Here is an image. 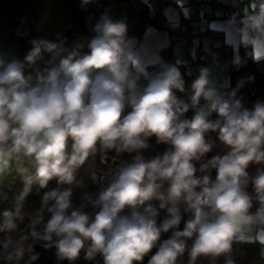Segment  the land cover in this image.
I'll list each match as a JSON object with an SVG mask.
<instances>
[{
  "label": "clouds",
  "instance_id": "clouds-1",
  "mask_svg": "<svg viewBox=\"0 0 264 264\" xmlns=\"http://www.w3.org/2000/svg\"><path fill=\"white\" fill-rule=\"evenodd\" d=\"M228 23L251 50L246 55L264 61V0H248ZM92 33L71 46L59 36L33 39L23 61L0 56V180L15 172L23 185L0 213V264H34L37 242L68 264L82 253L89 262L99 256L103 264H141L153 249L148 264H184L185 254L187 264H236L233 245L264 236V101L248 108L237 95L254 77L224 92L202 67L182 99L179 68L161 64L146 73L124 22L104 13ZM46 57L50 67L25 74V65ZM152 137L167 147L146 158ZM217 142L223 154L207 158ZM110 153L132 159L107 176L87 169L99 190L74 206L73 189L85 186L80 170L90 158L107 162ZM53 180L57 186L42 192ZM34 190L40 207L26 214ZM182 213L189 218L181 230ZM25 219L27 230L13 236Z\"/></svg>",
  "mask_w": 264,
  "mask_h": 264
},
{
  "label": "crops",
  "instance_id": "crops-1",
  "mask_svg": "<svg viewBox=\"0 0 264 264\" xmlns=\"http://www.w3.org/2000/svg\"><path fill=\"white\" fill-rule=\"evenodd\" d=\"M107 1L109 6L105 11V7L96 8V5L99 6L97 0L87 5H83L82 0H71L77 7L96 8L100 17L107 13L113 21L121 22L125 15L118 1ZM247 2L173 0L160 5L148 0L147 17L154 18L156 22L145 23L140 35L129 36L132 50L146 73L159 70L161 64H174L181 71L187 87L198 76L199 69L206 67L216 85H227L230 63L238 57L239 47L228 22L233 14H243ZM156 5H160L159 10L155 9ZM23 17L30 19L32 25L41 32V38L54 42L58 36L66 38V31L71 25V15L65 0H0V56L5 60L24 59L25 55L20 51L11 25L12 20ZM165 22H178L181 33L169 32L160 27ZM93 25L91 21V35ZM44 62L48 63L47 57ZM19 178L12 172L0 180V188H11ZM10 206V203L0 202V210ZM258 243L264 249V245Z\"/></svg>",
  "mask_w": 264,
  "mask_h": 264
},
{
  "label": "trees",
  "instance_id": "trees-1",
  "mask_svg": "<svg viewBox=\"0 0 264 264\" xmlns=\"http://www.w3.org/2000/svg\"><path fill=\"white\" fill-rule=\"evenodd\" d=\"M119 5L124 11V19L121 22H124L128 26V35H140L144 29L146 23V17L149 14V5L148 2L144 0H117ZM155 3L160 5H166L173 0H153ZM71 15V25L66 31V39L71 46L74 42L81 41L82 38L90 37V22L94 19L95 14L92 9L82 8L75 6L71 0H65ZM97 4L100 7L107 8L109 3L107 0H97ZM11 25L14 28V36L16 37L20 51L26 55V53L31 48L30 41L33 39L41 38V32L36 29L30 19L28 17L16 18L11 21ZM160 26V25H159ZM163 27V26H160ZM87 52V49H84ZM251 51L250 49H245L242 45L238 47V57L243 61L241 66H237L234 61L230 63L229 68V83L227 85H216L221 91L230 92L232 89L236 88L238 81L245 79L249 76L254 77V82H246L244 86L239 90L237 95L239 97H243L245 106L248 108H252L254 103L257 100L264 101V61L259 63L253 62L251 58H249L246 53ZM58 63V62H57ZM48 63L39 62L36 66H28L25 65V74L32 73L34 68L43 69L45 67H50ZM158 71V70H156ZM154 71V72H156ZM153 72V73H154ZM186 91L181 93L179 91L176 92V95L182 99H185L187 95L190 94L191 86L185 87ZM193 115L190 110L186 113L188 118H191ZM215 118V115L213 116ZM212 138L215 139V134H212ZM150 147L143 152V155L146 158H152L158 154H163L166 150V145L157 144L155 137L150 138L149 140ZM223 154V148L217 142V147L213 149L212 152L207 154V158H211L213 155ZM134 155V154H133ZM132 159V155L125 153L120 157H116L114 153L109 154V158L107 162L101 163L99 156H97L94 160L90 158L89 162L86 163L84 168L80 170L79 175L83 177L85 186L82 188H74L73 196H72V204L74 206H79L83 200V194L85 192L95 195V193L99 190L100 185L98 183H94L86 174V170L96 171L101 176L110 175L115 169H117L122 161ZM199 167V164H197ZM256 166H250L249 172L255 174ZM213 178H215V171L212 172ZM22 180L19 178L11 188H0V202L1 203H10L12 205V197L16 193H18L22 189ZM56 182L55 180L51 181L48 185V189L41 190L47 191L52 188H55ZM248 191L252 192V187L249 185ZM11 207V206H10ZM9 207V208H10ZM40 207V195L33 191L32 194L26 200L25 203V213H31L37 210ZM5 210V209H4ZM4 210H0L2 213ZM89 213L94 212L91 207L85 209ZM127 212V210H125ZM167 213L165 211H161L159 217L157 218V222L160 223L166 218ZM182 221L180 228L183 229L184 221H186L189 216L186 213H182ZM47 218V217H46ZM28 220L25 219L23 222H18L17 232L12 233L13 236L19 234L21 231L27 230ZM4 234L0 233V238L3 237ZM170 233L162 234L161 239H167ZM191 241H189V244ZM35 251L40 254V257L34 264H68L67 261H58L55 254V248L45 249L41 243L37 242L35 244ZM156 249H153L151 253L145 256L144 260L141 264H148V260L150 256L154 254ZM264 249L261 248L257 241H241L237 242L233 245V257L236 260V264H264V256L261 255V252ZM187 254L182 258L184 264H187ZM75 264H103L102 258L99 256L95 261H86L83 259V253L81 254V258L75 262ZM197 264H209L207 258H200L197 261ZM217 264H223V258H221Z\"/></svg>",
  "mask_w": 264,
  "mask_h": 264
},
{
  "label": "built area",
  "instance_id": "built-area-1",
  "mask_svg": "<svg viewBox=\"0 0 264 264\" xmlns=\"http://www.w3.org/2000/svg\"><path fill=\"white\" fill-rule=\"evenodd\" d=\"M159 8L160 5L155 6L156 10H159ZM155 22L154 18L146 17V24H153ZM162 26L169 32L181 33V28L178 22H165Z\"/></svg>",
  "mask_w": 264,
  "mask_h": 264
},
{
  "label": "rangeland",
  "instance_id": "rangeland-1",
  "mask_svg": "<svg viewBox=\"0 0 264 264\" xmlns=\"http://www.w3.org/2000/svg\"><path fill=\"white\" fill-rule=\"evenodd\" d=\"M144 1L148 2V0H144ZM96 8H97V9H102V7L100 8V6H97V5H96ZM96 8H95V9H92V10L94 11V14H95V17H94V19L92 20V24H95V23L100 19V16L97 15V10H96ZM107 10H108V7L105 8V11H107Z\"/></svg>",
  "mask_w": 264,
  "mask_h": 264
},
{
  "label": "snow or ice",
  "instance_id": "snow-or-ice-1",
  "mask_svg": "<svg viewBox=\"0 0 264 264\" xmlns=\"http://www.w3.org/2000/svg\"><path fill=\"white\" fill-rule=\"evenodd\" d=\"M260 242H264V236L260 237Z\"/></svg>",
  "mask_w": 264,
  "mask_h": 264
}]
</instances>
